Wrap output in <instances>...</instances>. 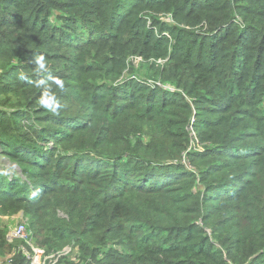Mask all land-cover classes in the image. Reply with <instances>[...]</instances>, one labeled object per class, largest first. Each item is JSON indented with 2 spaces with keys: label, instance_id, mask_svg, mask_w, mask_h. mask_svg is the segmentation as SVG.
Listing matches in <instances>:
<instances>
[{
  "label": "trees",
  "instance_id": "1",
  "mask_svg": "<svg viewBox=\"0 0 264 264\" xmlns=\"http://www.w3.org/2000/svg\"><path fill=\"white\" fill-rule=\"evenodd\" d=\"M145 6L200 29L153 17L169 37H142ZM5 51L0 88L26 111L0 112V214L55 264H264V0H0ZM27 54L63 69L19 82ZM7 230L1 264H29Z\"/></svg>",
  "mask_w": 264,
  "mask_h": 264
},
{
  "label": "rangeland",
  "instance_id": "2",
  "mask_svg": "<svg viewBox=\"0 0 264 264\" xmlns=\"http://www.w3.org/2000/svg\"><path fill=\"white\" fill-rule=\"evenodd\" d=\"M155 8L156 7H153V6H145L143 8V10L139 11L138 14H136L135 16L132 17L133 20H139V24L143 26V28H140L141 29V33L143 34L142 37L151 39L152 41H154L156 35H158V34H159V36H162V37H164V36H166V37L168 36L169 37V34H168L169 33V29H165V30H163V33H160L159 32V24L156 27L153 26V24H152L153 17L158 18L161 21L164 20L168 24L174 25L173 27H175L176 29H179L178 31L194 32L195 30H199L200 29L199 27H196V26H190L189 27V26L180 24V23H178L176 21V19H174L172 17L171 13H167L165 15H164V13H157V12L153 11V9H155ZM106 17H109L108 14L106 15ZM140 18H143L144 20L140 19ZM50 20H53V22L56 21L52 16L50 17ZM109 30L112 31L110 28L104 27V25L99 27V28H97V32H98L99 36H97L93 40L94 41V45L91 44V48L93 50L100 49L101 46L105 45V44H101V43L97 44L96 41H102V38H101L102 34H106ZM144 30H145L146 33L148 31H151L153 34L150 37H148L147 35L144 34ZM187 32H180L179 35L184 36ZM18 34H21V32H16L14 34V36L18 35ZM120 36L123 38L124 41H126L127 38H128L127 34L124 33V32H120ZM13 37L11 38L12 39L11 42L13 40L16 41V37H14V38ZM165 45H166L168 51L173 49V46H172L171 43H169V44L165 43ZM128 47H130V46L128 44H126L124 46V49H126ZM9 49L10 50H14V47H10ZM34 50H37V48H34ZM56 51H58L59 54L62 53L59 50H56ZM9 52H11V51H9ZM9 52L5 51L3 54H0V74H1V71H2L3 67L4 66L6 67L8 62L9 63H15L17 61V59L15 57L13 59L12 58H8V53ZM127 58H129V61H132L134 63V66H133L134 69H139L140 65L142 64V63H140V60H142V59H140L137 56L136 57H131V55H129ZM152 61L153 60H151L149 63H152ZM22 62H24L26 64L25 67L26 66L29 67V65H30L31 67H36V68H34V69L27 68L26 70H21V72H19L17 74V76H16L17 77V81H19V82H21V77L22 76L26 80L31 79V78H35V77H50V76H53L55 70L59 71L63 67V63H60V62L53 63L50 60H48L47 58H44L43 56H38V55H33V54L25 55L24 58L22 59ZM162 64H164V60H159V61H156L155 66L156 65H162ZM146 67L147 66L145 65L144 69H142V70L140 69L138 71L141 72L142 74H146ZM52 72H53V74L51 75ZM127 73L128 72L123 71L122 76H128ZM58 79H60V78H58ZM58 79L57 78L54 79L53 82H55ZM45 83H47V82H45ZM56 83L58 84L60 82L57 81ZM24 86H26V85H24ZM63 88L64 87H62V89ZM76 90L78 92H80L77 87H75L72 90L74 99H77V96H76L77 93L75 92ZM12 93L13 92L9 88L3 89V90H1V88H0V98L1 99L10 100L9 97H11L13 99L12 101H7V102L0 101V112L2 113V117H4L6 119V121H12L13 122V121H18V120L15 119V118H10L9 114H11L13 112H16V111L24 112L26 110H24L22 108H18V107H21V106H17V107L16 106H12V102L13 103L17 102V104L19 103V105L25 106V101L22 100L23 97L17 98ZM46 93L42 94L40 97H38V100L36 101V103L34 105H32V107L39 108L41 105H43L45 103H48V101L46 99L47 98ZM70 100L71 99L65 100V101H60V96L58 95L57 99H55V106H54L57 109H55L54 111L58 112V110L60 108V104H59L60 102L64 103L65 105H68V104L71 103ZM71 109L73 110L74 108H71ZM74 111L76 113V110H74ZM189 129L191 131V126H189ZM191 135L194 138L193 131H191ZM190 149H191L190 151H192V150L201 151V148L198 146V143H197V141L195 139L191 143ZM6 166H7V168H9L8 166H10V165L7 164ZM0 167H1V163H0ZM21 214L23 215V213L21 211H17L14 214H12V213H5V214L1 213L0 214V225L6 226V228H8V230H7V240L9 241V243H13L12 238L8 235L11 232L10 229L14 228L15 226H17V225H19L21 223V217H20ZM28 235H30L29 232H28ZM14 243H16V242H14ZM69 249H70V247L67 246V248L64 249L63 251H66V250H69ZM41 252L42 253H39L36 256H39V259L42 262H44V263L55 264V262L58 261L57 259H59L58 257H55L53 260L50 259V257L46 256L45 253H43V249L42 248H41Z\"/></svg>",
  "mask_w": 264,
  "mask_h": 264
},
{
  "label": "built area",
  "instance_id": "3",
  "mask_svg": "<svg viewBox=\"0 0 264 264\" xmlns=\"http://www.w3.org/2000/svg\"><path fill=\"white\" fill-rule=\"evenodd\" d=\"M10 237L12 239H24L28 246H31L32 244L30 241L31 238L29 239L30 236L27 233V228L25 224L23 223L19 224L18 226H16L14 229L11 230ZM20 249L29 259V264H43V262L39 259V256H36L37 254L42 253L41 249H33L32 252H29L25 246H21ZM15 253H16V250H13L11 254L3 258L0 255V264L2 261H5L6 263H10L12 261V256Z\"/></svg>",
  "mask_w": 264,
  "mask_h": 264
},
{
  "label": "crops",
  "instance_id": "4",
  "mask_svg": "<svg viewBox=\"0 0 264 264\" xmlns=\"http://www.w3.org/2000/svg\"><path fill=\"white\" fill-rule=\"evenodd\" d=\"M20 217H21V219H22V220H21V223L25 224V226H26V228H27L26 220L22 218L23 215L21 214ZM21 223H20V224H21ZM17 226H18V225H17ZM15 227H16V226H15ZM15 227H14V228H15ZM14 228H12V229H14ZM12 229H10V230H12ZM27 233H28V230H27ZM8 235L10 236V234H8ZM29 236H30V235H29ZM29 239H30V237H29ZM30 241H31V243H32L31 246H32L33 249H41V247L33 245V241H32L31 239H30ZM0 255H2V254L0 253ZM3 256H4V255H3Z\"/></svg>",
  "mask_w": 264,
  "mask_h": 264
}]
</instances>
